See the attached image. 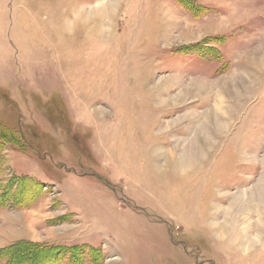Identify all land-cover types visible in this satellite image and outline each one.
I'll use <instances>...</instances> for the list:
<instances>
[{
  "label": "rangeland",
  "instance_id": "374dc122",
  "mask_svg": "<svg viewBox=\"0 0 264 264\" xmlns=\"http://www.w3.org/2000/svg\"><path fill=\"white\" fill-rule=\"evenodd\" d=\"M258 206L264 0H0V264H264Z\"/></svg>",
  "mask_w": 264,
  "mask_h": 264
},
{
  "label": "bare ground",
  "instance_id": "6f19581e",
  "mask_svg": "<svg viewBox=\"0 0 264 264\" xmlns=\"http://www.w3.org/2000/svg\"><path fill=\"white\" fill-rule=\"evenodd\" d=\"M207 140V139H206ZM213 141V140H212ZM209 143L211 144L210 146H212V142L211 141H209ZM209 146V147H210ZM197 158L199 157L200 158V156H201V151H198L197 152ZM198 162H199V160H198ZM198 162H197V160L195 161V160H193V159H190V158H186V156H184V157H182L180 160H179V162H177L178 163V165H177V167H178V171L180 172V173H184L186 170H189V169H191L194 165H197L198 164ZM235 207V206H234ZM233 206H231V209H230V212H228L227 213V215L226 216H224V217H226V221L228 222V221H231V225H230V227L228 228L227 227V225H222V226H220L219 227V232H220V235H221V237L224 239L225 237H227V236H229V233H234V234H236L237 233V225H236V218L235 217H232V218H230L231 217V212H232V209L234 208ZM258 208V211L260 212V214H262L259 218H260V221H259V223L257 224V229H258V232H259V235L261 234V235H263L264 234V212H262V211H260V209H261V207H257ZM229 211V210H228ZM230 219V220H229ZM238 221V220H237ZM232 223L234 224V226L232 225ZM239 234V233H238ZM236 236V235H235ZM238 237H239V235H237ZM242 237L241 238H238V239H240V242L237 244V245H235V247L234 248H236V250L237 251H239L240 252V249H243V247H244V245H245V243H248V246H249V249H251L253 246L251 245V243L250 242H247L246 241V238L245 237H243V235H241ZM252 253V252H251ZM251 255V254H250ZM244 256V255H243ZM247 256V255H246Z\"/></svg>",
  "mask_w": 264,
  "mask_h": 264
}]
</instances>
